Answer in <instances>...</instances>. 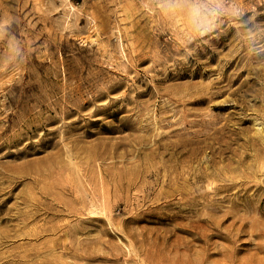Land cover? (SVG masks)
<instances>
[{"label": "rangeland", "instance_id": "obj_1", "mask_svg": "<svg viewBox=\"0 0 264 264\" xmlns=\"http://www.w3.org/2000/svg\"><path fill=\"white\" fill-rule=\"evenodd\" d=\"M159 4L0 0V264H264V54Z\"/></svg>", "mask_w": 264, "mask_h": 264}, {"label": "clouds", "instance_id": "obj_2", "mask_svg": "<svg viewBox=\"0 0 264 264\" xmlns=\"http://www.w3.org/2000/svg\"><path fill=\"white\" fill-rule=\"evenodd\" d=\"M159 7L170 17H184L190 39L214 31L221 18L229 16L237 22V37L248 53L252 56L264 54V24L252 18L245 20L243 17L246 13L234 0H160ZM2 34L3 26L0 25ZM10 48L17 55L21 51L18 45H10Z\"/></svg>", "mask_w": 264, "mask_h": 264}]
</instances>
